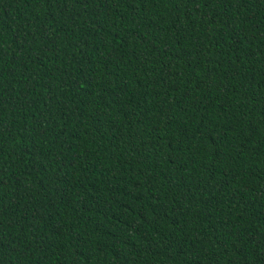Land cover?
I'll list each match as a JSON object with an SVG mask.
<instances>
[{
	"label": "trees",
	"instance_id": "16d2710c",
	"mask_svg": "<svg viewBox=\"0 0 264 264\" xmlns=\"http://www.w3.org/2000/svg\"><path fill=\"white\" fill-rule=\"evenodd\" d=\"M0 264H264V0H0Z\"/></svg>",
	"mask_w": 264,
	"mask_h": 264
}]
</instances>
